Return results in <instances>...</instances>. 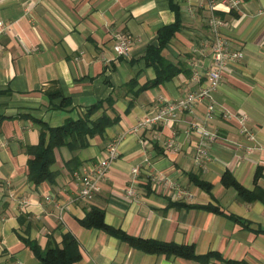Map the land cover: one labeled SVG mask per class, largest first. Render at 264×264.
I'll return each instance as SVG.
<instances>
[{"label":"crops","instance_id":"1","mask_svg":"<svg viewBox=\"0 0 264 264\" xmlns=\"http://www.w3.org/2000/svg\"><path fill=\"white\" fill-rule=\"evenodd\" d=\"M208 15L203 0H0L6 27L0 34V264H40L24 240L45 249L60 246L66 234L78 244L80 260L74 264H264V0H243L232 11L218 7L220 32L242 58L228 64L213 94L216 112L205 127L218 138L208 156L196 160L201 138L190 128L203 124L205 103L172 124L137 127L158 98L174 102L205 82ZM176 19L180 29L162 55L181 72L132 95L125 87L130 80L142 86L155 78V69L144 62L146 50L157 46L158 30ZM121 34L131 40L124 57L113 51ZM194 70L200 84L191 81ZM108 98L119 121L88 139L83 150L55 149V183L30 184L24 149L38 143L41 126L77 120ZM104 111L112 116L105 108L91 119ZM240 114L248 117L252 140L240 134ZM115 141L118 156L100 191L90 200L76 199L74 174L104 157ZM72 157L79 162L74 172L64 166ZM226 172L251 201L222 185ZM171 184L186 195L174 199ZM92 207L127 236L214 255L200 262L144 253L102 230L83 228L79 222Z\"/></svg>","mask_w":264,"mask_h":264},{"label":"trees","instance_id":"2","mask_svg":"<svg viewBox=\"0 0 264 264\" xmlns=\"http://www.w3.org/2000/svg\"><path fill=\"white\" fill-rule=\"evenodd\" d=\"M179 29L180 22L176 19L173 24L164 26L158 30L157 46H149L144 56L145 65L153 67L156 76L153 80L146 82L142 86H138L135 80H130L125 87L129 88L128 90L132 95L136 96L138 93L170 81L181 72L180 68L165 59L162 55L163 49ZM112 105L113 99L108 98L93 105L86 114L77 120L67 119L62 126L56 128L41 126L38 143L33 146H26L24 149L25 153L30 157L27 161L28 182L34 186H39L42 183L54 184L57 177V173L51 171V166L54 163V150L65 147L68 151L74 153L87 148L88 139L96 135H102L106 128L115 125L119 121V116L112 110ZM105 108L110 110L112 116L104 111L98 118L91 119L97 111L100 109L105 110ZM64 166L70 172H74L78 168L79 162L75 157H72L69 161L65 162ZM192 182L206 191L210 190V185L196 178H192ZM221 183L226 188L231 187L236 190L239 197L248 201L253 199L233 179L230 173H224ZM175 206H179V204L176 203ZM193 208L205 209L215 213L220 212L217 208L210 206H193ZM79 223L85 229L102 230L144 253L173 255L200 262H205L207 258L214 255L196 256L192 246L156 242L127 236L120 230L109 227L104 221V211L96 207H92ZM24 244L32 251L40 264H74L80 260L78 244L70 234L63 236L60 246L49 245L45 249H41L37 244L27 240H24Z\"/></svg>","mask_w":264,"mask_h":264},{"label":"built area","instance_id":"3","mask_svg":"<svg viewBox=\"0 0 264 264\" xmlns=\"http://www.w3.org/2000/svg\"><path fill=\"white\" fill-rule=\"evenodd\" d=\"M204 8L208 11L207 26L209 31L210 41V63L207 67L205 74V82L198 87V89L187 93L182 98L170 102L166 98L160 97L157 100V108L146 114L138 122L137 127L148 128L149 126H162L174 123L178 116L183 113H191L195 106L205 103L204 122L202 125L192 123L190 128L193 129L201 138V142L196 150V160L199 161L203 157L206 158L209 152V145L216 141L218 138L217 132L214 130H208L205 126L210 121L216 112V106L213 100V94L221 84L224 73L230 62L238 61L242 58V54L233 49L230 41L224 37L220 30L222 27V21L217 16L218 7L223 6L227 8V11L238 10L243 0H203ZM6 31V27L0 20V34ZM130 38L125 35H118L113 45V51L118 57H124L128 54V48L130 45ZM200 73L197 70L193 71L191 81L200 84ZM226 117V116H224ZM248 121V117L245 114L238 116V122L240 126V134L248 140L253 139V135L245 127V123ZM167 149L173 148L172 143L167 144ZM118 156L117 141L109 143L105 148V156L99 158L94 164H92L87 170L74 174V181L77 187L76 199L90 200L99 191L100 184L106 178V174ZM139 173L138 167L131 169L133 177ZM165 183H168L165 181ZM170 184V183H169ZM173 189V198L179 199L186 194L171 184ZM131 192H129L130 194ZM46 201H50V198H45Z\"/></svg>","mask_w":264,"mask_h":264}]
</instances>
